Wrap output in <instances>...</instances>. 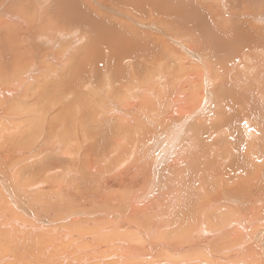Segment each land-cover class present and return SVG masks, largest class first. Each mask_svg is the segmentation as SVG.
<instances>
[{
  "label": "bare ground",
  "instance_id": "obj_1",
  "mask_svg": "<svg viewBox=\"0 0 264 264\" xmlns=\"http://www.w3.org/2000/svg\"><path fill=\"white\" fill-rule=\"evenodd\" d=\"M205 1L203 44L172 38L154 75L129 24L0 0V264H264V121L245 108L252 91L264 114V84L236 77L245 57L264 74V14Z\"/></svg>",
  "mask_w": 264,
  "mask_h": 264
},
{
  "label": "rangeland",
  "instance_id": "obj_2",
  "mask_svg": "<svg viewBox=\"0 0 264 264\" xmlns=\"http://www.w3.org/2000/svg\"><path fill=\"white\" fill-rule=\"evenodd\" d=\"M56 1V2H55ZM69 1V2H68ZM77 1V3L74 1V0H48V2H45L43 5H44V10H46L47 8L49 9L51 6H53V4H55V5H57V7L59 6V4L61 3H63V2H67V3H69V4H71L70 6H68L71 10H74V9H80V8H83V9H89V10H91L94 14H96L97 15V17L98 18H101V19H105L104 21H106V23H109L108 21H110L111 22V24H114L115 26H117L118 27V29H125L127 26H128V24H129V29L131 28L132 29V31H131V29H130V31H131V33H133V31H135L133 34V36L135 37V33H136V37H137V39H136V37L133 39V38H130V42L131 43H128L127 42V44H128V46H129V52L130 51H132V50H134V48H135V46H136V43H137V41L138 40H149V41H147V45H149L148 47H149V49L146 47V52H143V50L141 49V51L138 53L139 55H141V53H142V56L144 57H146L147 56V58H148V56H150V57H152V58H149L148 60H149V62L147 63V65L151 68V71H153V74L154 75H158V73H159V70H162L163 68H165V66H168L167 68H169V67H174V66H176V64L174 65H172L171 63H175V61H173V60H175V58H173V56H172V58H171V50H170V48L172 47V42H174V40L175 39H180V37L183 35V33H184V35L185 34H188V35H193L192 37L194 38V39H196V42H200V43H202L201 42V39L199 38L200 36H201V32H200V30H202V27L201 26H198V24L195 22V20H193L192 18H197L199 15H198V9H197V7H201V5H203V4H207L208 3V5L210 4V2L209 1H205V0H203V1H201V0H183L182 2H187V3H192V1L193 2H195L196 3V5H195V3H194V5H193V8H192V10L190 11V13L191 14H189V16H188V13L186 12V11H178L177 9H175L174 10V12L173 13H170V12H168V11H166L165 10V6L168 8H170L171 6V4L172 3H174V1L173 0H171L170 2H169V0L166 2L165 0H143V1H145V4H144V2L140 5V6H137L138 7V9H136V6L134 7V6H127L128 4H126L125 3V6L123 5V4H118V2H117V0H98V1H100V2H102L103 3V5L105 6V4H106V11L107 12H105V11H103L102 10V8H100V2L99 3H97L96 4V1L97 0H90L88 3H86V2H82V3H80V0H76ZM191 1V2H190ZM73 2V3H72ZM75 2V3H74ZM167 4H166V3ZM53 3V4H52ZM84 3V4H83ZM86 3V4H85ZM115 3H117L118 5H116ZM157 3V4H156ZM254 3H255V1H253V0H251V1H247L246 2V5H248V6H250V5H253L254 6V9L256 10L255 12H256V14L257 15H259L258 13L259 12H261V13H263L264 14V12L263 11H260L259 9H264V6H260V4L258 5L257 4V2L255 3L256 5H254ZM77 4V5H76ZM89 4L90 5H92V7L93 8H91L90 6H89ZM93 4H94V6H93ZM99 4V5H98ZM144 4V5H143ZM151 4V5H150ZM166 4V5H165ZM46 5V6H45ZM82 7H81V6ZM120 5V6H119ZM146 5V6H145ZM200 5V6H199ZM258 5V6H257ZM75 6V7H74ZM122 6H124V8L122 7ZM257 6V7H256ZM36 6L34 5V8H35ZM108 7V8H107ZM143 7H145V8H143ZM256 7V8H255ZM94 8H95V10H94ZM113 10H112V9ZM129 8H130V10H129ZM168 8V9H169ZM252 8V7H251ZM43 9V8H42ZM98 9H99V11H98ZM143 9V10H142ZM163 9V10H162ZM167 9V10H168ZM254 9H252L253 11H254ZM37 10H38V8H37ZM109 10V11H108ZM125 10V11H124ZM258 10V11H257ZM98 11V12H97ZM111 11V12H110ZM175 11H177V12H175ZM193 11L195 12V16H193L192 14H193ZM63 13H64V11H62ZM115 12V13H114ZM114 13V14H113ZM141 13V14H140ZM155 13V14H154ZM175 13V14H174ZM120 14H124V15H120ZM152 14V15H151ZM103 15V16H102ZM158 15V16H157ZM178 15V16H177ZM61 16L63 17V14H61ZM65 16V15H64ZM126 16V17H125ZM154 16V17H153ZM177 16V17H176ZM193 16V17H192ZM170 17V18H169ZM175 17V18H174ZM179 17H186V19H187V21L185 20V21H181L180 19H179ZM178 18V19H177ZM46 19L48 20V22H49V24L50 25H55L54 23H55V18L53 17V13H51V14H48L47 16H46ZM53 19V20H52ZM216 19V18H215ZM130 20H135V22H140V23H144V24H146L147 26L149 25V26H153V28L154 29H151V28H143V29H141V28H138V26L135 24V28L134 27H132L133 25L131 24V22H130ZM188 20L191 22V24H189L188 23ZM194 22H192V21ZM217 20V19H216ZM172 23V24H171ZM42 26L44 25V24H46V21H42ZM126 26H125V25ZM170 24H171V28H170ZM189 24V25H188ZM194 24V25H193ZM249 23H246L245 25H248ZM260 25H264V23H259ZM124 25V26H123ZM132 25V26H131ZM242 26L243 28H245L246 30H249V27H246V26ZM173 26V27H172ZM121 27H123V28H121ZM136 27H137V29L139 30V32L138 31H136L137 29H136ZM195 28V30H198V32L196 33L195 32V30H194V28ZM197 27V28H196ZM200 27V28H199ZM134 28V29H133ZM136 29V30H135ZM170 29V30H169ZM146 30H148V31H146ZM158 30H162V32H164L163 33V35H161V34H159L158 32H156V31H158ZM168 32V33H167ZM169 32L171 33V34H169ZM143 33V34H142ZM145 33V34H144ZM191 33V34H190ZM137 34H139V35H137ZM148 34V35H147ZM164 34L166 35V36H164ZM167 34H169V35H167ZM146 35V36H145ZM172 37H171V36ZM196 35H197V37H196ZM170 36V37H169ZM130 37H132V35H130ZM167 37V38H166ZM172 38L174 39V40H172ZM200 40H199V39ZM136 39V40H135ZM168 40V41H167ZM145 42V41H144ZM158 42V43H157ZM146 43V42H145ZM157 43V44H156ZM166 43H168L169 44V47H166ZM188 43V42H187ZM200 43H198V45L200 46ZM171 44V45H170ZM188 44H193V43H188ZM194 44H196V43H194ZM203 44V43H202ZM207 46L206 47H204L203 46V48L204 49H206L207 50V48L209 49V46L208 45H210V41L208 42V44H206ZM131 46V47H130ZM162 46V47H161ZM201 47V46H200ZM133 48V49H132ZM167 48H169V49H167ZM247 48H248V51H247V53L248 52H253V50H252V48H251V46H247ZM150 50V51H149ZM153 50V51H152ZM181 50V49H180ZM211 50V49H210ZM135 51H137V49L135 50ZM147 51H148V53H147ZM164 51H165V53H164ZM169 51V52H168ZM203 51V50H202ZM152 52H154V53H152ZM179 52H183L182 50L181 51H179ZM151 53V54H150ZM170 55H169V54ZM205 53H207V54H205ZM205 53H204V56L206 57V58H208V59H210L211 58V56H209L208 55V53H209V51H205ZM157 55V56H155V55ZM158 54H159V56H158ZM152 55H154V56H152ZM173 55V54H172ZM169 56V57H168ZM239 57H241V56H243L241 53H239V55H238ZM166 58V59H164V58ZM210 57V58H209ZM244 57V56H243ZM129 58V59H128ZM131 58V59H130ZM146 58V59H147ZM151 59V60H150ZM154 59V60H153ZM158 59V60H157ZM135 59L133 58V56L131 55L130 57L128 56L127 58H125L124 59V61L128 64V66L127 67H131L132 68V66L130 65L131 64V61H134ZM166 60H169L170 62H169V65H167V63H166ZM245 60H246V65H245V67L241 70V73H242V75L239 73L238 74V70H237V75H236V77H238L239 79H241V80H245V79H248V78H250V77H253V79H254V83L255 84H261V85H263L264 84V74L261 72V70L259 69V68H256V66L255 65H250L249 63H248V59H246V57H245ZM129 61V62H128ZM155 61V62H154ZM153 66H152V65ZM154 67V68H153ZM157 68H159L158 70H157ZM156 70H157V72H156ZM256 74V75H255ZM256 76H258V77H256ZM152 79H153V77H152ZM244 83V92H243V95H244V93H246V91L248 90V88H249V85L248 84H246L245 82H243ZM155 85H158V82H156V84ZM235 87V86H234ZM223 94V96H224V93H222ZM249 97H251L252 99H253V101H248V102H246V104L245 105H247V107H245L246 108V111L247 112H249V113H252L254 116H256L259 120H261V121H264V114L262 113V110H261V108H259V107H255L257 104H259L260 102H261V99L258 97V94L257 93H254V92H252L251 91V93L248 95ZM263 110H264V108H262ZM240 113V115H241V112H239ZM161 132H159V134H160ZM106 187H108V188H111V186H109V185H106ZM120 187V186H119ZM246 202V201H245Z\"/></svg>",
  "mask_w": 264,
  "mask_h": 264
}]
</instances>
